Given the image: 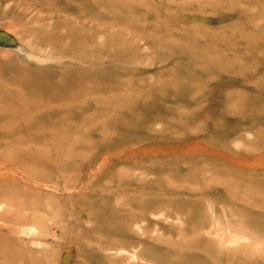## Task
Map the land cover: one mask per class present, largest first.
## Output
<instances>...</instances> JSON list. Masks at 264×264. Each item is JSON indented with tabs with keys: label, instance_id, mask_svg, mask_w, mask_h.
Segmentation results:
<instances>
[{
	"label": "rangeland",
	"instance_id": "rangeland-1",
	"mask_svg": "<svg viewBox=\"0 0 264 264\" xmlns=\"http://www.w3.org/2000/svg\"><path fill=\"white\" fill-rule=\"evenodd\" d=\"M0 264H264V0H0Z\"/></svg>",
	"mask_w": 264,
	"mask_h": 264
}]
</instances>
